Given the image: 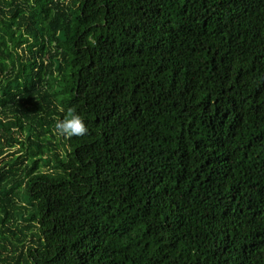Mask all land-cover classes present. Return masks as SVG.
I'll use <instances>...</instances> for the list:
<instances>
[{"label": "trees", "instance_id": "obj_1", "mask_svg": "<svg viewBox=\"0 0 264 264\" xmlns=\"http://www.w3.org/2000/svg\"><path fill=\"white\" fill-rule=\"evenodd\" d=\"M4 153L0 264H264V0H0Z\"/></svg>", "mask_w": 264, "mask_h": 264}, {"label": "clouds", "instance_id": "obj_2", "mask_svg": "<svg viewBox=\"0 0 264 264\" xmlns=\"http://www.w3.org/2000/svg\"><path fill=\"white\" fill-rule=\"evenodd\" d=\"M54 127L58 135L68 139L84 136L88 132L85 118L74 107H69L63 118L57 119Z\"/></svg>", "mask_w": 264, "mask_h": 264}, {"label": "rangeland", "instance_id": "obj_3", "mask_svg": "<svg viewBox=\"0 0 264 264\" xmlns=\"http://www.w3.org/2000/svg\"><path fill=\"white\" fill-rule=\"evenodd\" d=\"M56 134H57V133H56ZM57 136H58V134H57ZM59 138H60V137H58V141H59V143L61 144V146H60V151H64V150H63V145H62L64 141H63L62 139L59 140ZM11 151H13V149H11ZM8 154H9V153H4L3 155H0V159H2V157L5 158V156L8 157V158H10Z\"/></svg>", "mask_w": 264, "mask_h": 264}]
</instances>
